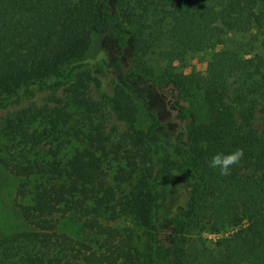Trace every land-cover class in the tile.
<instances>
[{
	"label": "trees",
	"instance_id": "1",
	"mask_svg": "<svg viewBox=\"0 0 264 264\" xmlns=\"http://www.w3.org/2000/svg\"><path fill=\"white\" fill-rule=\"evenodd\" d=\"M185 48L211 49L209 68L176 73ZM52 85L0 118L24 223L0 235V264H144L142 235L152 264H264V0H0V102ZM165 87L177 123L153 107ZM237 148L227 175L209 167ZM65 214L93 244L59 229Z\"/></svg>",
	"mask_w": 264,
	"mask_h": 264
},
{
	"label": "rangeland",
	"instance_id": "2",
	"mask_svg": "<svg viewBox=\"0 0 264 264\" xmlns=\"http://www.w3.org/2000/svg\"><path fill=\"white\" fill-rule=\"evenodd\" d=\"M230 35H233L234 39L228 36L226 39L227 42L236 41L244 44L241 46V52L253 54V52L257 51V41L250 42V39L247 35L245 37H243V35L240 36V34ZM90 55H103L102 48H95V46H93L90 50ZM210 55L211 49L209 48L201 51H189L185 48L182 57L178 61H175L173 70L180 75H183L184 73L191 70L200 72L206 71L209 68ZM157 59V61H159L161 64V57L158 56ZM62 86L63 85H52L40 89L30 88L13 99L0 102V118L5 114L27 104L41 105L49 102L50 99L61 95ZM104 91H110L107 81L104 82ZM90 92L92 93L93 98L100 97V89H91ZM196 96L200 97V94L196 92ZM152 98L153 107L162 120L177 123V119L175 118V107L173 104L174 96L172 95L171 89L169 87H165L164 89L156 90ZM105 111L107 112V127L109 128L111 125H117V128L121 129L123 124L117 121L114 114L111 111H108L107 108ZM141 111L142 109L138 111L136 125L143 128L146 125L147 118H145ZM19 180L20 179L17 176L10 174L2 166H0V235L14 232L24 227V223L21 220L15 205V189ZM58 226L60 230L66 231L75 239L84 240L92 244L96 239V236L92 232L84 229V227L81 226L80 222L73 214H65L60 216ZM222 234H226V232H222ZM203 235L207 238L208 245H211L212 241H214L217 236L216 234L206 232H204ZM137 244L143 263L152 264V242L147 236L142 235L139 238Z\"/></svg>",
	"mask_w": 264,
	"mask_h": 264
},
{
	"label": "clouds",
	"instance_id": "3",
	"mask_svg": "<svg viewBox=\"0 0 264 264\" xmlns=\"http://www.w3.org/2000/svg\"><path fill=\"white\" fill-rule=\"evenodd\" d=\"M242 154V150L239 148L228 153L217 152L211 156L209 167L217 169L220 175H227L231 166L239 162Z\"/></svg>",
	"mask_w": 264,
	"mask_h": 264
}]
</instances>
